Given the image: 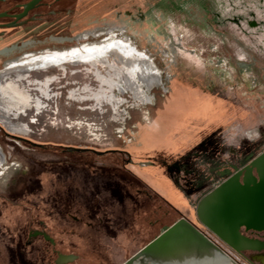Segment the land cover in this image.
Wrapping results in <instances>:
<instances>
[{
  "label": "rangeland",
  "instance_id": "rangeland-1",
  "mask_svg": "<svg viewBox=\"0 0 264 264\" xmlns=\"http://www.w3.org/2000/svg\"><path fill=\"white\" fill-rule=\"evenodd\" d=\"M27 1L1 2L0 13ZM30 17L36 19L0 26V51L20 47L0 54V79L29 90L43 106L11 113L10 120L28 124L27 135L0 124V264H54L49 243L26 242L28 228L40 221L60 252L77 256L70 264H123L182 216L220 240L237 264H248L196 215L201 192L221 178L187 195L161 160L187 163L203 179L223 169L231 148L264 150V0H47ZM127 44L159 70L151 103L142 104L124 80L123 90L99 82V73L119 80L116 70L143 60L121 52ZM24 52L37 55L6 67ZM118 183L122 192L113 194ZM151 186L170 192L173 204Z\"/></svg>",
  "mask_w": 264,
  "mask_h": 264
},
{
  "label": "water",
  "instance_id": "water-1",
  "mask_svg": "<svg viewBox=\"0 0 264 264\" xmlns=\"http://www.w3.org/2000/svg\"><path fill=\"white\" fill-rule=\"evenodd\" d=\"M3 1L6 0H0V2ZM42 1L30 0L24 3L21 6L23 11L13 15V17L18 20L25 18ZM5 16H8L7 13H0V18ZM18 25L12 22L5 26L15 27ZM11 136L15 139L24 140L36 145V143H32L23 137ZM69 149L76 152L91 151L97 155L118 151H98L89 148L73 147ZM234 169L235 173L232 174L229 171L227 174H224L223 180L198 197L195 202L196 215L200 223L237 252L259 250L261 248V242L247 238L242 234L241 229L245 227L247 230L264 231V150L258 155H251L249 157V163L242 169L238 167ZM184 235L192 239L208 242L206 237L196 230L186 217L182 216L172 225L164 227L158 236L123 264H133L146 256L149 251L161 245L167 238H175L178 236L184 238ZM44 236L47 240L54 242L47 234H44ZM169 255H166V252H161L157 256L160 258L161 256ZM75 258L74 255H60L56 260V264L67 263Z\"/></svg>",
  "mask_w": 264,
  "mask_h": 264
},
{
  "label": "bare ground",
  "instance_id": "bare-ground-1",
  "mask_svg": "<svg viewBox=\"0 0 264 264\" xmlns=\"http://www.w3.org/2000/svg\"><path fill=\"white\" fill-rule=\"evenodd\" d=\"M118 48L121 52L128 53L130 56H140L141 52L136 47H126L125 45H120ZM33 56V55H31ZM128 56V55H127ZM126 56V57H127ZM143 56V55H142ZM143 56L139 58L138 64H134L132 60L130 62L131 67L124 66V71L120 73L116 70L115 76H118L119 80L112 81L108 77L102 78V74L99 73V82H105L108 84L109 88L118 86L120 89H124L123 80L128 89H130L136 97H139L142 104L151 103L152 96L150 97V92L154 87H158L161 84V75L158 72L157 68L154 66L150 59H145ZM128 59V58H127ZM131 59V58H130ZM129 59V60H130ZM57 62L49 63V66L46 68H51V66L57 65ZM117 63H108V66H121ZM125 64V63H124ZM129 64V65H130ZM107 66V67H108ZM122 67V66H121ZM120 67V68H121ZM109 70V68H108ZM110 71V70H109ZM128 71H132L133 75L131 76ZM112 73V72H111ZM117 73V74H116ZM96 74V73H95ZM106 75V74H103ZM27 73L21 72L18 75L20 82L23 83ZM4 78L0 79V119L4 121L6 127L9 131L16 134L27 135L30 132L28 124H24L20 121L14 122L10 120L11 113L15 117H21V114H26L28 110L35 108L37 112L43 110L42 103H34L32 93L29 90L22 88L19 84L14 82H5ZM50 80L45 82V85L49 87ZM140 88L142 90H140ZM105 91V90H104ZM106 93V92H105ZM104 93V94H105ZM98 95V93H97ZM100 95V94H99ZM98 95V96H99ZM45 98H50L51 95L46 91L43 93ZM107 94L105 97L107 98ZM113 99V95H111ZM102 97V96H101ZM110 102V100H109ZM118 104V102H117ZM5 161V156L2 152L0 146V167ZM188 220V219H187ZM189 221V220H188ZM189 223L198 230L203 236L206 237L205 241H200L198 239H192L188 236H183L184 238L178 236L175 238H167L161 245L157 246L155 249L148 252V254L141 259L137 260L133 264H230L231 259L229 256L214 242H212L202 231L196 228L190 221ZM180 239V240H179ZM161 252H166L170 254L169 256H161L158 258V254Z\"/></svg>",
  "mask_w": 264,
  "mask_h": 264
},
{
  "label": "flooded vegetation",
  "instance_id": "flooded-vegetation-1",
  "mask_svg": "<svg viewBox=\"0 0 264 264\" xmlns=\"http://www.w3.org/2000/svg\"><path fill=\"white\" fill-rule=\"evenodd\" d=\"M6 1H8V0H6ZM6 1H3V2H6ZM46 1L47 0H43L40 3V5H38L35 9H37L41 5L45 4ZM23 4L24 3L15 4V8L18 10V12L14 11L15 8L13 10L10 9L9 11H4L5 13H7L8 16H5V17L0 18V19H8V22L0 23V26H5V25H7L9 23H12V22H15L16 24H19L18 26H22V25H24L26 23L33 22L36 19V17H30L29 19H26V18L35 9L31 10L28 13V15L25 18H23V19L18 20L15 17H13V15L19 14V13H21L23 11V8L21 7ZM87 35H88L87 33L80 34V35L77 36V38L78 39L86 38ZM67 40L71 41L70 38H68ZM23 45H26V43H24ZM101 45H98V46H101ZM127 45L129 47L131 46L129 44H127ZM18 48H20L18 45H12V47H6L5 49H2L0 51V54H9V53L13 52L14 50H16ZM81 48H83V46H81L80 48L73 47L71 49H81ZM68 51L69 50H63V51L58 50L57 54H63V53L67 54ZM46 52H50V51H46ZM46 52H43V53H46ZM43 53H41L38 56H42ZM141 54L143 56H145L147 59H150V58H148V56H146L142 52H141ZM31 55H37V54L30 53V52H24L21 56H19L17 58H14V59L8 60L6 62V67L11 65V64H14L16 62H21L23 60H26V59L30 58ZM150 62L153 63V61L151 59H150ZM237 80H239V77H237ZM209 86H210V88L212 89L213 92H219L217 90V88H216V85H214L213 83L210 84ZM0 124L3 125L5 127V129L8 131V129L6 127V124L1 119H0ZM8 132L11 133L10 131H8ZM11 134H13V133H11ZM244 141L248 142V140H242V146H244V144H245ZM263 141H257V140L255 141L254 140L253 144L254 145L255 144H259V143H262ZM251 145L252 144H250V146ZM247 147L248 146H246V149L243 152L240 151L241 148H239V147L237 149H232L231 148L230 153L232 155V158H228V159L226 158L225 159L224 164L221 166V167H223V169L220 170L219 166L215 167V168H212L211 169V175H208V176L204 177L203 179H200V177L199 178H194L193 177L195 175L194 171L193 170H189L187 168V166H188L187 163L181 162L179 160H175V161L170 162L168 164H167L166 160H161V165L166 167V164H167V167H166L167 172L171 176L173 181L177 185H179L183 189V191H185V193L187 195H190L191 193H194V192H196L198 190H201L205 186V184L210 183L214 178H221V180H223L224 179L223 175L227 174L229 171L232 174L235 173V169H234L235 167H238L239 169H242L244 166H246L249 163V157L254 154V152L252 150H250L249 147L248 148ZM130 161H132V159H130ZM183 174H186V177L183 176ZM189 177H191V179H189ZM182 180L184 181V185L181 183ZM95 188H96V186H95ZM110 188H111V192L113 194H118V193L121 194V192H122V188H121V185L119 183L115 184V185H112ZM97 190L100 191V188H98V186H97ZM202 193L203 192H201V195H202ZM13 205L19 206V204L18 205L17 204H13ZM75 220L78 221L79 219L75 218ZM190 222L196 228H198L200 231H202L212 242H214L218 247H220L229 256V258L231 259V263L230 264H237L235 262V260L231 257L229 252L226 249H224V247L221 245L220 240H218V242H217L215 240L216 238H213L212 236H210L208 233H206L201 228H199L197 225H195L192 221H190ZM241 232H242V234L244 236H246L249 239L260 241L261 242V248L259 250H255V251L247 250V251L237 252L236 250L231 248L229 245L228 246L232 250L237 252L248 264H264V231L247 230L245 227H242ZM44 234H47L48 236H50V238L54 242H52L50 240H47L45 238ZM21 236H22V233L19 234V240L22 239ZM37 239H40V240L42 239V240L46 241L47 243H49L52 246L53 252L56 255V259L54 260V264H56V260L59 258L60 255H74V254L62 253V252H60L59 249L56 248L57 247V245H56L57 242H56L55 238L53 237V235L48 230L47 225L45 223H43V221H40L38 225L31 226V227L28 228L27 241H26L28 246L32 245V243L34 241H37ZM74 256L76 257L74 260H72L70 262H67V263H63V264H70V263H73V262L77 261V256L76 255H74Z\"/></svg>",
  "mask_w": 264,
  "mask_h": 264
},
{
  "label": "crops",
  "instance_id": "crops-1",
  "mask_svg": "<svg viewBox=\"0 0 264 264\" xmlns=\"http://www.w3.org/2000/svg\"><path fill=\"white\" fill-rule=\"evenodd\" d=\"M169 177L171 178V176L169 175ZM150 186V185H149ZM152 188L153 192H155L159 197H161L163 200H167L169 203L173 204L172 201L170 200L172 197L170 194V192L168 191H159L158 189L153 188L152 186L150 187Z\"/></svg>",
  "mask_w": 264,
  "mask_h": 264
}]
</instances>
